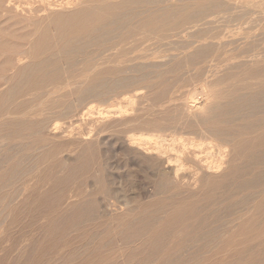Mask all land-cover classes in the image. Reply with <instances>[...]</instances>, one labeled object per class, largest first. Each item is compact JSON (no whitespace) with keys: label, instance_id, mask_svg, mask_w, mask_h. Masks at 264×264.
<instances>
[{"label":"bare ground","instance_id":"obj_1","mask_svg":"<svg viewBox=\"0 0 264 264\" xmlns=\"http://www.w3.org/2000/svg\"><path fill=\"white\" fill-rule=\"evenodd\" d=\"M164 1L0 0V88L6 86L0 91V104L5 108L15 98L31 95L30 102L12 107L7 116H20L21 120L35 116L39 120L2 123L0 132L6 135H21L28 129L40 132L39 143L47 145L41 154L50 158L46 162L52 169L72 162L68 179L98 164H106L109 170L90 176L97 186L93 192L86 194L87 190L79 188L72 194L80 201L66 208L65 219L54 216L40 225L39 231H50L47 238L51 243L31 241L29 246L46 245L39 248L42 252L36 251L41 253L37 262L23 254L26 246L8 264H44L47 251L52 249L57 237L65 235L68 227L77 230V226L97 216L110 220L113 208L133 204L132 210H126L131 213L130 219L128 213L117 216L120 234L136 228L145 230L164 205L192 196L197 186L214 185L217 192L205 197L202 206L194 205L188 212L180 210L169 218L171 228L184 226L190 237L188 242L208 247L217 242L220 232H232L239 219V213L234 212L237 206L251 204L252 219L264 220V50L258 52L253 42L245 51L227 56L233 42L226 43L214 26L225 19L220 0H178L177 5L161 6ZM260 20L264 21V16ZM189 24L194 25L177 31ZM138 31L153 34L160 41V32H172L171 39L185 36L183 41L166 43L170 47L153 57L138 58L150 61H138L125 68L119 63L107 67L114 62L112 49ZM195 44L201 46L194 48ZM105 52L108 54L103 55ZM237 57L252 64L240 72L243 74L232 73L244 65L229 63ZM224 69L229 72L216 78ZM127 70L135 75L124 77ZM79 75H84V86L77 87L74 79ZM232 82L241 85L234 86ZM220 85L232 89L223 97L225 91L220 94L221 89H217ZM50 86H58L59 90L51 93L59 95L57 102L48 100L49 94L38 92ZM133 86H141L142 91L156 88L161 92L155 95L151 106L147 105L149 108L140 111L136 108L135 113L130 108L115 109L116 104L107 101V94L113 89ZM191 86L193 91H187ZM138 91L132 98H126L128 105H132V99H139ZM197 95L201 97L199 103L195 99ZM222 97V102H215ZM41 98L45 99L38 101ZM86 100L99 101L103 107L104 102L113 106L108 104L111 109L97 110L98 120L90 116L89 123L98 127L89 130L91 123L86 122L89 131L84 133V126L79 124L82 117L77 118V101L82 105ZM33 103L35 107L31 106ZM26 105L32 109L26 111ZM156 106L163 110H156ZM85 109L82 108L84 113ZM45 127L47 130H43ZM239 135L245 137L238 139ZM18 151H22L19 144L6 149L8 153ZM65 151L69 154L77 151V157L56 156ZM16 162L24 167L30 164L24 158ZM20 174L18 169H13L10 176L5 172L0 192L22 179ZM63 182L64 179L53 181L48 192L40 193L39 206H51L53 200L55 205L61 198ZM22 186L27 200L36 195L28 191L29 183L23 181ZM17 192L14 188L8 198L9 207H15L13 221L27 203L23 200L11 205ZM239 194L242 195L237 198ZM39 212L36 210L35 214ZM82 238L83 245L94 241L92 234ZM13 251L7 249L0 256V264H7L5 255ZM260 252H264V244ZM76 257L77 251L68 253L66 260L60 257L57 264L75 261Z\"/></svg>","mask_w":264,"mask_h":264},{"label":"rangeland","instance_id":"obj_2","mask_svg":"<svg viewBox=\"0 0 264 264\" xmlns=\"http://www.w3.org/2000/svg\"><path fill=\"white\" fill-rule=\"evenodd\" d=\"M175 1L166 0L161 2L164 4L160 5L164 6L165 4L170 3L177 5L179 2L178 0ZM236 1L241 3L234 4ZM220 2L224 5V11L221 14L224 15L225 19L215 23L214 26L217 27L221 35H223L226 43H234L230 45L229 51L227 50V56L235 55L237 52L240 53L245 51L247 45L253 42H256L255 47L259 49L258 52L264 50V25L262 26L263 28L261 27L264 21H258L259 18L261 19L264 16V0H220ZM192 25L194 24L185 25L177 31H181L186 27H191ZM139 33L141 34H135L134 36L132 35L128 37L127 40L119 47L112 49L111 55L114 62L107 64V67H112L115 66V63H119L120 66L125 68L138 61H150L138 60V58H146V56L153 57L170 47L166 43H171L172 41H183V37L185 36L179 35L178 38L171 39L170 36L172 32H160L159 35L162 39L160 41L159 39L155 38L156 36L153 34L149 35L148 33ZM168 36L170 39L166 40ZM200 46L201 44H195L194 48H199ZM253 52L254 50L251 53ZM107 54L108 52L103 53V55ZM242 55L245 56L246 53ZM242 58L243 57H237L235 60H232L229 63L239 62L242 64L244 63L242 62ZM259 60L261 59L259 58ZM250 64L251 63H244L242 67L232 71V73L243 74L240 72L249 69V67L252 65ZM128 71L129 70L123 74L124 77H133L135 75V72H133V75H131L132 71ZM227 72L229 71L224 69L216 75V78L223 76ZM83 77L84 75H79L74 79V81H77V87L84 86V80H82ZM1 80L2 79L0 78V81ZM232 84L234 86L241 85L239 82H232ZM188 88L187 91H193L194 87L191 86ZM5 89L6 86H3L0 88V91ZM139 89H141V86L128 87L127 89H113V91L108 92L107 101L109 102L111 100L110 103L113 105L116 104V106L104 102L103 107L101 102L98 101L99 104H97V101L91 102V100L84 101L87 104L82 101L81 105V101H77V106L79 105V107H77V112L80 113L77 114V118L79 119L82 117L79 124L84 127L85 125L87 126L85 128L83 127L82 131L84 129V131H89L98 127V124L95 123V126L94 123L92 124V122H90V124L89 121H92L91 117H93V120L98 118L97 110L100 109L99 111H101V108L111 109L113 106V108L116 109L118 106V108L121 107L126 109L130 108L131 110L133 109L135 110L133 113H135L138 111V109L140 111L142 109L146 110V108H149L148 106H151V102H155L157 97L155 95H158V93L161 92L160 89L158 91L156 88H149L143 89V93V91ZM217 89H221L219 90L220 94L221 92L225 91V94L223 95L224 97L228 94L232 87L228 85H220ZM57 90H59L58 86H50L38 92L46 93V95L49 94L48 100L51 102H57L59 95L51 94ZM117 90H121L120 93ZM122 90H124V92ZM136 91H138L136 95L140 96L139 99H132V105H128V103L125 101L126 98H132ZM150 91L153 92L149 95ZM32 93H36V91ZM121 93L126 97L124 95L121 96ZM141 94H145L146 98L144 95L143 98ZM148 96H150V98ZM147 97L148 100L150 99L148 102ZM223 97L216 99L215 102H222L224 100ZM140 98H142L143 101ZM200 98L201 97L198 95L195 98L198 100V103L200 102ZM31 99V95H25L23 97L15 98L5 108L0 104V125L6 122L39 121L36 120L37 117L35 116H25L23 117V120H21L22 117L19 119L20 116H7L12 107L19 105L24 101L30 102ZM43 99L45 98H41L38 101H42ZM197 100H195V104H198ZM88 102H91L90 104H93L91 106L94 107H89L90 104H88ZM93 102L96 103L94 104ZM35 103H33L31 106L35 107ZM105 104H107V106H105ZM108 104L111 105V108ZM99 105L101 106L99 107ZM31 106L26 105L24 108H26V111H29L32 109ZM78 108H81V110ZM82 108L87 109H85V113ZM155 109L163 110L160 107L158 108V106H156ZM86 111L91 113L94 111V113L90 114ZM129 112L132 111L129 110ZM86 117L91 118V120L88 118L89 120L87 121ZM115 119L119 120V118ZM147 120H149V118H147ZM86 122L92 126L89 125V128ZM77 125L78 124H76V126ZM47 128L48 127H45L43 130H47ZM87 131L84 133H87ZM244 137V135H239L238 139H242ZM40 139L41 133H37L36 130L31 129L25 130L23 133H21V135H6L0 132V161L2 162L0 165V184L2 175L6 172V176H8L13 169H18L19 174L21 172L20 175L23 177L22 179L17 180L15 184L9 185L0 192V250L2 251L0 252V256L2 254L4 255L7 252V249L14 250L11 255H5L7 264L11 259H13L14 256L19 255L20 251H22L26 246L28 247L25 249L23 254L30 256L35 262H37L39 258H41V253L36 251L46 245L37 244L35 247L33 245L29 246L31 241L37 239L39 241L44 240V242L47 244L51 243L49 238H47L50 235V231H39L40 225H45L46 221L54 216H61V220L65 219L67 217L65 212L66 208H68L69 205L78 203L80 201L78 197H73L72 194H75L79 188H84L87 190L86 194L93 192L97 186L92 183L90 176L105 170L109 171L106 167V164L103 163V165L98 164L90 167L89 169H85L82 172H76L71 178L68 179L67 175L70 172L72 162H66L61 167L52 169L51 164L46 162L50 158L41 154L43 153V149H47V145L44 142L39 143ZM16 144H19L22 147V151L14 153L6 152L8 147L15 146ZM56 156L72 159L77 157V151H73L72 154H69L65 151L61 155L57 154ZM1 158H4V160H1ZM19 158L30 160L29 166L24 167L21 165H16V161ZM62 179H64V182L60 200H56L54 205V200L50 197L53 200V204H51V206H39V194L43 193L44 191L48 192L53 181ZM23 181L29 183L28 191H34V195L36 192V195L33 196L34 199H26L22 186ZM214 187V185H206L204 187L197 186L193 189L194 194L192 196H187L182 200H176L170 205H164L163 208L155 213V221L151 223L145 230L143 228H136L131 231H127L125 235L119 233L121 229L117 226L120 223V221L117 219V216L127 214V208H129L128 210H132L131 206L133 204L127 206V208H113L111 210L112 218L110 220L109 218H101L97 216L94 219L89 220V222L85 223L84 225L77 226V230L73 227H68L66 229L67 231L65 235H63L61 238L57 237V242L54 243L52 249L47 251L45 257L47 263L45 261H43V263L57 264V261L60 259V257H63L64 260H66V255L68 253L70 255L72 252L77 251V257L75 261H65V264H264V252H260L264 244V220L252 219V214L250 212L252 210L251 204L237 206L234 211L239 213L237 216L239 219L237 220L236 228H233L231 230L232 232H220L219 237L216 240L217 242L209 245L208 247H201V245L196 242H188L190 237L186 235L183 225H179L175 228H171L169 226V218L171 215L177 213L180 210L188 212L192 210L194 205L202 206V204H205L203 203V201H205V197H212L214 195L213 193L217 190V187ZM14 188H16L18 191L16 200H18V198L20 200L13 201L11 205L17 204L19 201L23 200L27 202L26 204L22 205L23 207L21 208L19 217L16 221H13L16 216L15 207H9L8 205L10 203L8 198ZM21 193L23 196H21ZM67 194H69V196L66 199L65 196ZM241 195L242 194L237 195V198H240ZM36 210H40V212L35 214ZM42 212L43 214H41ZM70 215L73 216L71 213ZM130 215L131 213H128V219H130ZM12 222L15 224L11 225ZM9 228H11V230L7 231ZM89 234L94 236L93 243L83 245L81 240L83 239V235Z\"/></svg>","mask_w":264,"mask_h":264}]
</instances>
